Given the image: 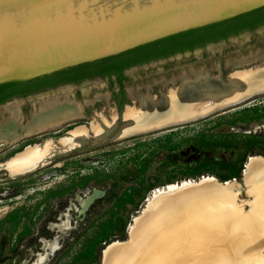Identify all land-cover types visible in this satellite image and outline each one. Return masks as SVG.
<instances>
[{"label": "rangeland", "instance_id": "1", "mask_svg": "<svg viewBox=\"0 0 264 264\" xmlns=\"http://www.w3.org/2000/svg\"><path fill=\"white\" fill-rule=\"evenodd\" d=\"M260 42L264 26L134 66L128 74L135 84L124 94L110 85L108 77L92 76L12 97L1 105L0 129L15 121L21 131L44 109L76 98L82 116L11 145L0 143V164L34 143L52 140L56 146L47 164L33 173L12 177L0 170V264H104L110 245L137 241L150 213L160 209L152 220L172 219L211 206L222 195L240 208L239 215H248L252 225L258 193L246 166L251 157H264V93L173 128L122 139H98L90 132L86 143L70 149H63L59 141L76 126L90 128L97 115L115 118L117 132L127 106L139 107L145 96L160 97L186 77L209 73L224 78L262 66ZM24 106L26 120L18 113ZM171 185L178 187L168 193ZM230 189L234 192L229 194ZM94 192L98 196L81 213L82 200ZM150 202L155 204L152 209Z\"/></svg>", "mask_w": 264, "mask_h": 264}, {"label": "bare ground", "instance_id": "2", "mask_svg": "<svg viewBox=\"0 0 264 264\" xmlns=\"http://www.w3.org/2000/svg\"><path fill=\"white\" fill-rule=\"evenodd\" d=\"M262 93L264 62L262 66L236 71L224 81L218 74H197L193 79H182L178 87L162 93L160 97L140 98L139 107L127 106L123 114V125L112 135L116 119L109 120L105 115H97L90 128L78 126L59 142L63 149H70L86 143L91 136L90 132L98 139L110 136L122 139L171 128L173 126L168 123L191 122L199 114H207L222 104ZM81 116V106L76 102L56 104L32 117L26 125L21 126V131L15 121L6 124L5 128L0 129V143L11 145L22 137L55 130ZM55 151L56 146L52 140L34 143L1 163L0 170H6L12 177L33 173L46 165ZM246 174L255 181L254 190L258 193L253 210L256 221L252 225L248 221V215H239L240 208L232 202L221 204L220 207L231 212L226 210L222 213L217 208L214 212L201 215L198 222H208L214 228L192 238H185L179 231L185 229L179 222L180 216L183 217L184 214H176L172 219L156 218L145 224L146 229L138 235L133 245L112 244L113 248L105 254L104 264H264V157H251L246 166ZM207 181L214 182L215 179L208 178ZM225 184L229 185V182ZM176 187L178 186L171 185L166 189L171 193ZM98 194L94 192L82 200L81 213L88 208L91 196L97 197ZM154 206L150 202L149 209Z\"/></svg>", "mask_w": 264, "mask_h": 264}, {"label": "water", "instance_id": "3", "mask_svg": "<svg viewBox=\"0 0 264 264\" xmlns=\"http://www.w3.org/2000/svg\"><path fill=\"white\" fill-rule=\"evenodd\" d=\"M263 7L264 0H0V85L26 82L118 56ZM220 76L223 81L228 77ZM249 98L222 104L203 117ZM95 198L91 196L89 205ZM230 202L222 195L211 206L183 212L179 222L185 229L179 231L185 238L212 231L211 224L199 223L198 218L217 208L231 212L220 208ZM160 212L150 213L142 223L151 222ZM111 248L113 245L105 254Z\"/></svg>", "mask_w": 264, "mask_h": 264}, {"label": "trees", "instance_id": "4", "mask_svg": "<svg viewBox=\"0 0 264 264\" xmlns=\"http://www.w3.org/2000/svg\"><path fill=\"white\" fill-rule=\"evenodd\" d=\"M263 25L264 7L221 23L190 30L138 47L118 56L79 65L26 82L3 84L0 85V91L5 88L14 87L16 88L15 94H26L40 87L64 82H80L87 77L98 74H120L125 68L168 58L199 47H205L209 43L226 40L231 36L246 30H254Z\"/></svg>", "mask_w": 264, "mask_h": 264}, {"label": "flooded vegetation", "instance_id": "5", "mask_svg": "<svg viewBox=\"0 0 264 264\" xmlns=\"http://www.w3.org/2000/svg\"><path fill=\"white\" fill-rule=\"evenodd\" d=\"M263 26H260V27H263ZM259 44H260V46H264V42H260ZM163 59H166V58H163ZM135 66H137V65H135ZM132 67H134V66H131V67L123 69L120 74H116V73L112 74V75L98 74V75H95V76L108 77L110 85H112V86H116L117 85V89L116 90L121 92L122 94H124L127 86H130V85L133 86L135 84L134 80H132L131 77L128 74V70L130 68H132ZM64 83H76V82H64ZM64 83H59V84H55V85H48V86H45V87H40V88L34 89V90H32V91H30V92H28L26 94H15L16 88H14V87L5 88L2 91H0V106L5 104L12 97H20V96H23V95L26 96V95L37 93V92H40V91H47V90H50V89H54L57 86L63 85ZM78 91L79 90H77L76 92L78 93ZM75 100L78 101L77 98ZM121 101L122 100H119V107H120V104L122 103ZM20 113H21L20 115H21V117L23 119H25V118L28 119V110H27L26 106L21 108V112ZM17 125H18V123H17Z\"/></svg>", "mask_w": 264, "mask_h": 264}]
</instances>
